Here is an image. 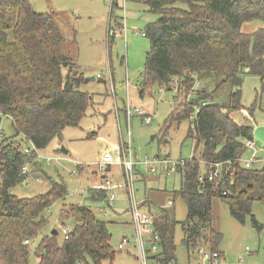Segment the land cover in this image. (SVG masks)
<instances>
[{
    "label": "trees",
    "instance_id": "1",
    "mask_svg": "<svg viewBox=\"0 0 264 264\" xmlns=\"http://www.w3.org/2000/svg\"><path fill=\"white\" fill-rule=\"evenodd\" d=\"M143 2L157 17L144 30L149 47L141 85L171 87L176 80L177 94L181 90L189 94L188 102L173 105L160 132L165 134L173 122L189 120L185 140L199 149L198 157L178 169L180 186L173 192V199L179 196L187 210L180 222L181 245L188 259L200 248L221 255L222 233L211 224L212 199L225 202L240 223L250 216L254 227L259 224L251 205L264 203V163L246 168L238 161L247 153L245 142L252 139L253 122L244 117L238 123L231 116L244 109L241 88L246 75L258 77L260 84L248 116L255 118L256 107L262 109L257 99L264 95V28L246 33L241 24L264 23V0ZM114 7H120L118 1L110 0L107 41L114 35L115 24L110 23L116 17ZM61 42L51 13L37 12L29 0H0V114L11 119L14 131L0 141V264H29L33 244L29 240L38 236L37 264H115L107 222L84 205L61 209L64 219L72 212L77 218L67 238L58 241L53 232H43L48 223L45 212L55 199H64L67 188L42 171L35 153L45 150L52 139L60 140L64 128L78 126L93 103V94L79 89L85 79L75 68L72 73L75 62L59 52ZM199 161L206 164L205 175L211 164L223 163L222 176L200 183ZM27 165L30 171L23 170ZM31 172L48 179V190L32 197L14 194L12 189L26 182ZM87 194L92 201L106 202L102 190L89 188ZM153 223L160 239L157 259L169 264L175 261L176 221L162 209L154 214Z\"/></svg>",
    "mask_w": 264,
    "mask_h": 264
},
{
    "label": "rangeland",
    "instance_id": "2",
    "mask_svg": "<svg viewBox=\"0 0 264 264\" xmlns=\"http://www.w3.org/2000/svg\"><path fill=\"white\" fill-rule=\"evenodd\" d=\"M29 1L37 12L52 14L53 21L62 36L59 52L69 56L73 63L75 62L72 73L75 68L83 75L85 80L80 84L79 89L93 94V103L88 107L86 115L78 126L64 128L60 140L52 139L45 150L35 153L42 171L53 180H62L67 188L64 200L55 199L45 212L48 223L43 232L56 231L58 241L64 239V234L74 226L77 218L73 212H70L71 216L62 224L59 221L61 209L68 210L71 205L81 204L91 209L96 218L107 222L109 242L115 251L114 263L139 264L137 250L133 244V227L131 228L128 224L129 199L126 191H120L114 202L110 204V209H106L105 202L89 199L87 190L96 182L97 176L94 175L99 174L100 170L96 161L101 150L105 146L111 150L110 147L118 146L119 141L126 143L128 140L124 114L127 99L132 115L130 119L131 147L136 160L142 161L146 157L151 159L157 154H168L175 160L188 159L192 156V152L195 157H198L199 149L193 151V142L185 140L189 120L170 124L167 129V140L164 138L160 140L161 143L158 141L160 129L172 108L173 96L177 91L176 80L171 84L170 89L165 85H141V72L149 47V42L142 33L146 24L154 21L157 16L148 11L143 0H126L124 3L125 27H122L120 23L123 15L122 0H117L120 7H114L116 17L110 21L111 26L115 24L114 27L117 29L114 31L113 38L107 41L110 0ZM181 7L187 6L181 5ZM259 28H264V23L260 20L244 21L241 24V31L246 33ZM216 76L219 80L220 76L218 74ZM259 88L258 77L252 75L244 77L241 88L244 109L231 113L232 118L238 123L243 122L244 117L248 116V110L256 100ZM181 91L176 99L184 103L188 102L189 94L185 96ZM190 93L193 94V92ZM259 102L262 109L256 107L255 118L253 116L249 120L256 125H264V95L260 100L258 96L257 104ZM135 107L143 108L151 114L152 120L149 124L144 123L134 113ZM0 132L2 134L0 141L4 137H11L14 133L11 120L2 114H0ZM89 134L93 136L88 137ZM153 135H156L158 139L151 140ZM256 144L260 149L258 154L264 156L261 143L256 142ZM62 149L66 150V153L62 152ZM249 156L250 153L247 151L244 158ZM254 165L260 167L261 163L256 162ZM139 167L147 181L134 184L135 201L139 202L143 199V194L147 191L155 205L166 206L167 200L173 199V190H177L180 186V174L156 177L143 166L139 165ZM31 169V165L25 167V171ZM111 169L112 172L108 176L112 175V180L115 181L121 180L123 171L121 165L112 164ZM86 183L88 186L84 188ZM48 188V179L42 173L31 172L26 182L16 185L12 192L19 197H32L46 192ZM211 207V224L222 233L218 246L222 256L217 264H263L264 203L253 202L251 205V215L258 222L259 227L252 225L250 216L245 218L244 223L235 220L229 213L228 205L219 198L212 199ZM166 209L171 212L176 221L173 233L176 246L175 261L170 264H202L197 253L188 260L186 248L181 245L183 232L180 222L185 219L187 213L184 202L179 196L175 197L174 205ZM105 211L109 214L105 215ZM123 237L129 238L130 242L120 252L117 246ZM39 238L40 236L34 242L29 240V245L33 243L29 254V264L38 263L35 247ZM226 255L231 261H228ZM103 264H107V261Z\"/></svg>",
    "mask_w": 264,
    "mask_h": 264
},
{
    "label": "built area",
    "instance_id": "3",
    "mask_svg": "<svg viewBox=\"0 0 264 264\" xmlns=\"http://www.w3.org/2000/svg\"><path fill=\"white\" fill-rule=\"evenodd\" d=\"M125 1L122 0V10L123 15L120 20L121 26L125 27ZM140 1V0H135ZM118 35V34H116ZM142 35L144 36L145 33L143 32ZM198 83L196 84L197 87ZM195 87L191 92H194ZM177 93V91H176ZM130 105H126V115L129 119L131 112H130ZM134 113L139 115L144 123H149L151 120V115L147 113L143 108H134ZM193 116L190 117V119ZM0 132V136H1ZM127 135H128V143L130 137V130L129 124L127 128ZM256 142H260L256 138L252 136V139L247 140L245 142V147L247 151H249L250 156L247 158L240 157L238 161L246 168H249L256 160L257 154L260 149H258ZM262 148L264 149V142H260ZM129 147V145H127ZM32 149V147H30ZM29 148H25V152L29 153ZM37 152V151H36ZM184 161L180 159H170L166 157H154V158H145L142 161L136 160L133 155L131 154L130 150L128 151V156L124 153V145H118L113 151L109 149L103 150L101 153L100 158L96 161L97 167L100 171H103L107 165L118 164L121 165L123 169V181L121 183H113L107 178H103L101 181L96 182L91 185V188L94 190H102L106 193V204L109 206L112 204L118 194V190L126 191L129 199V216L130 222L133 227V241L134 245L137 249V259L139 264H161L157 259V246L159 243V235L157 230L155 229L153 219L154 214L151 213L147 209H142L139 202L135 201L134 198V184L137 180L136 176V165L137 164H144L147 165L151 171L156 172L159 169L164 172H177L178 169L182 168L184 165ZM222 166L223 163H214L210 165V170L208 174L206 173L199 174L198 180L200 183L204 181L205 178L207 180H215L219 179L222 176ZM25 171V167L23 168ZM105 215L108 214L107 211L104 212ZM68 234H64V238H67ZM130 242V239L127 237H123L118 244L119 249H123V247ZM199 253L203 264H217L219 255L217 252L209 253L204 251L202 248L199 249Z\"/></svg>",
    "mask_w": 264,
    "mask_h": 264
},
{
    "label": "crops",
    "instance_id": "4",
    "mask_svg": "<svg viewBox=\"0 0 264 264\" xmlns=\"http://www.w3.org/2000/svg\"><path fill=\"white\" fill-rule=\"evenodd\" d=\"M108 16H109V13H108ZM109 18V17H108ZM109 21V20H108ZM107 26H108V23H107ZM113 29H114V31L117 29L116 27H113ZM120 30H121V28H120ZM106 32H107V30H106ZM125 32V31H124ZM114 35H115V32H114ZM143 36V35H142ZM126 83H127V81H126ZM174 83V82H173ZM128 84V83H127ZM171 87H169L168 89H170ZM174 88H175V86H174ZM176 89V88H175ZM159 90H161V89H159ZM112 93L114 94L115 93V91H114V89L112 90ZM177 96H178V94L176 93L174 96H173V101H172V108H173V105H175L176 103H178L179 101L176 99L177 98ZM129 103V101H128V99H127V104ZM129 105V104H128ZM131 107V106H130ZM172 108H171V110H172ZM125 109H126V107H125ZM145 110V109H144ZM116 111V110H115ZM124 111V110H123ZM146 111V110H145ZM147 112V111H146ZM171 112V111H170ZM148 113V112H147ZM124 114H125V117H126V136H127V138H128V135H127V128H128V124H129V130H130V119H131V116L132 115H130V117H129V119L127 118V115H126V112L124 111ZM150 114V113H149ZM117 115V114H116ZM137 115V114H136ZM151 115V114H150ZM137 116H139V115H137ZM7 117V116H6ZM140 117V116H139ZM7 118H9V117H7ZM141 118V117H140ZM247 118H249V119H251V117H249V116H247ZM10 119V118H9ZM192 119V118H191ZM190 119V120H191ZM11 120V119H10ZM141 120H142V118H141ZM151 120H152V116H151ZM151 120H150V122H151ZM143 121V120H142ZM149 122V123H150ZM251 122H252V120H251ZM149 123H146V124H149ZM11 124H12V122H11ZM253 125H256L254 122H253ZM258 125H260V124H258ZM163 126H164V124H163ZM163 128V127H162ZM95 133V132H94ZM166 136H167V131H166V133L164 134V132H159V139H158V141H159V143H161V139H164V138H166ZM165 140H167V138L165 139ZM164 140V141H165ZM120 144H123L124 145V153H125V155L126 156H128V151L130 150V152H131V154L133 155V157L136 159V157H135V155L133 154V151H132V147H131V131H130V137H129V143H128V140H127V142L126 143H124V142H121V141H119V144L118 145H120ZM127 145H129V147L127 146ZM106 147V146H105ZM103 148L102 150H101V152H100V156H101V153L103 152V150H105V149H107V148ZM117 146H113V147H110V151H113L115 148H116ZM193 151H194V149H193ZM192 152V151H191ZM66 153V152H65ZM100 156H99V158H100ZM154 157H166V158H170V156L168 155V154H166V155H163V154H157V155H155ZM154 157H152V158H154ZM192 157H194V155H193V152H192V156L190 157V158H192ZM257 160L255 161V163L257 162V163H264V156H261V155H259V154H257ZM98 158V159H99ZM170 159H172V158H170ZM180 160H183L184 162H186V160L187 159H183V158H179ZM189 159V158H188ZM200 162V174H202V173H205L206 172V169H207V167H206V164L203 162V161H199ZM139 165H141V166H143L149 173H151V174H153L154 176H156V177H160V175H167V176H169V175H171V174H174V173H179L180 171H177V172H173V173H170V172H164V171H161L160 169H159V166H158V170L156 171V172H153V171H151L150 170V168L147 166V165H144V164H137L136 165V168H135V170H136V176H137V180L135 181V183L137 182V183H139V182H142V181H144V182H146L147 181V179H145L144 177H143V174H142V169L139 167ZM111 166L112 165H107L106 166V170H103V171H99V174H95L94 176H97V178L95 179V181L96 182H99V181H101L103 178H107V179H109L111 182L113 181V183H121L122 181H123V171L121 172V180H119V181H115V180H112V178H113V176L111 175V177H109L108 176V174L109 173H111L112 172V169H111ZM123 170V169H122ZM79 171L80 172H82V170H80V168H79ZM180 174V173H179ZM94 181V182H95ZM95 182V183H96ZM87 186H88V184L86 183L85 185H84V188H87ZM178 190V189H177ZM120 191H122V190H118V193L120 192ZM146 191V190H145ZM160 191V190H159ZM174 191H176V190H173V192ZM172 196H173V194H172ZM143 199H141L140 201H139V204H140V206H141V208L142 209H147V210H149L151 213H153V214H160V212H161V210L163 209V210H167L166 208L167 207H170V206H173L174 205V199H168L167 200V202H166V206H158V205H155L152 201V199H150L149 198V192H144V194H143ZM64 200V199H63ZM106 203V202H105ZM104 203V204H105ZM105 206H106V209L107 208H109L110 209V205L108 206L107 204H105ZM100 211H102V210H100ZM168 211V210H167ZM169 212V211H168ZM170 213V215L172 216V214H171V212H169ZM108 214H109V212H108ZM107 214V215H108ZM129 214V213H128ZM60 217H59V221L61 222V223H64L68 218H66V219H64L62 216H61V213H60V215H59ZM128 224L131 226V228H132V225H131V222H130V216H129V221H128ZM155 226V225H154ZM156 229V228H155ZM134 244V243H133ZM118 247V246H117ZM134 247H135V245H134ZM124 248V247H123ZM136 248V247H135ZM123 250V249H122ZM121 249H118V251H122ZM137 250V249H136ZM157 250H158V246H157ZM220 251V250H219ZM157 255H158V251H157V253H156ZM198 256H199V258L201 259V256H200V253H199V250H198ZM220 255V254H219ZM222 256V253H221V255L219 256V258ZM226 257H227V259H228V261H231V259H230V257L228 256V255H226ZM219 258H218V260H219ZM188 259V258H187ZM191 258H189L188 260H190ZM138 260V259H137ZM202 260V259H201ZM201 263L203 264V261H201ZM170 264V263H169ZM264 264V263H263Z\"/></svg>",
    "mask_w": 264,
    "mask_h": 264
},
{
    "label": "water",
    "instance_id": "5",
    "mask_svg": "<svg viewBox=\"0 0 264 264\" xmlns=\"http://www.w3.org/2000/svg\"><path fill=\"white\" fill-rule=\"evenodd\" d=\"M252 136L260 142H264V125H255L252 131ZM62 150L64 153L66 152V150ZM53 234H56V231H53Z\"/></svg>",
    "mask_w": 264,
    "mask_h": 264
}]
</instances>
